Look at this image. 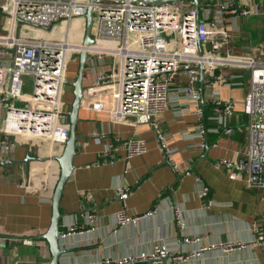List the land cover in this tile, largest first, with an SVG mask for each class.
Instances as JSON below:
<instances>
[{
  "label": "built area",
  "instance_id": "built-area-1",
  "mask_svg": "<svg viewBox=\"0 0 264 264\" xmlns=\"http://www.w3.org/2000/svg\"><path fill=\"white\" fill-rule=\"evenodd\" d=\"M3 1L0 11H6L7 28L0 32L1 153L12 149V137L51 147H62L66 142L70 110L62 100L66 56L68 51L83 48L82 41H68L72 35L70 21L85 20L91 5L96 19L91 27L92 43L86 47L87 63L91 68H106L83 87L79 119L81 112L93 110L105 113L113 124H150L158 146L168 152L166 134L155 116L167 107L170 92L175 90L177 95L170 102L174 112L183 114L193 108L196 129L190 139L198 141L191 146L202 150L207 146V133L233 132L234 109L241 104L247 115V148L237 162L221 159L217 165L229 168L232 177L242 173L249 183L264 188V44L246 53L232 49V39L240 32L235 18L264 16V0H199L198 21L191 0ZM18 20L22 23L16 33ZM60 21L65 23V32L58 39L21 33L23 25L45 31ZM242 86L246 89L241 101L221 96L222 88ZM205 90L209 91L206 96ZM207 99L212 104L209 115L204 113ZM210 121L213 126H208ZM122 144L127 158L146 151L143 139L128 138ZM115 193L124 202L130 187L118 185ZM175 212L178 217L177 208ZM85 216L89 222L94 221L92 213ZM142 216H128L121 208L116 220L124 225ZM81 230L72 226L68 233ZM255 240L264 246L261 234ZM225 245L234 247L233 243ZM168 254V246L159 243L136 256L100 258L86 264H136L138 260L161 264ZM173 259L185 257L176 255ZM9 264L29 263L15 260Z\"/></svg>",
  "mask_w": 264,
  "mask_h": 264
},
{
  "label": "crops",
  "instance_id": "crops-1",
  "mask_svg": "<svg viewBox=\"0 0 264 264\" xmlns=\"http://www.w3.org/2000/svg\"><path fill=\"white\" fill-rule=\"evenodd\" d=\"M262 16L235 18L240 27L232 39L235 52H250L264 44ZM245 29L254 35L250 44L244 42ZM100 67V72L106 68L93 69ZM93 78L84 80V86ZM245 89L222 88L220 93L241 101ZM176 95L171 90L167 107L155 116L166 134L168 152L158 146L150 124H113L105 113H80L78 147L59 199L57 229L63 250L59 264L136 256L159 243L167 245L169 253L161 264H264V246L255 240L260 234L264 237V188L249 183L242 173L232 177L229 168L217 165L221 159L237 162L247 148L242 105L235 106L233 132L207 133V146L200 150L191 146L198 141L190 139L196 129L193 108L176 114L170 103ZM208 100L206 115L212 112ZM2 116L0 111V120ZM128 138L143 139L146 151L127 158L122 142ZM12 139V149L0 152V264L15 260L47 264L50 251L42 235L50 223L62 148L32 144L24 137ZM108 144V153L103 154ZM118 185L130 187L124 202L115 193ZM121 208L128 216H144L118 225L116 214ZM85 213H92L94 221L89 222ZM72 226L82 228L81 232L68 233ZM227 243L234 247L225 248ZM176 255L185 259L174 260Z\"/></svg>",
  "mask_w": 264,
  "mask_h": 264
},
{
  "label": "water",
  "instance_id": "water-1",
  "mask_svg": "<svg viewBox=\"0 0 264 264\" xmlns=\"http://www.w3.org/2000/svg\"><path fill=\"white\" fill-rule=\"evenodd\" d=\"M94 0H90L93 2ZM165 1H176V0H153L154 3H160ZM193 7L196 11V21H198V7L199 0H191ZM1 12V11H0ZM92 6L89 5L87 7V11L85 14V25H84V33L82 37V45L83 48L78 53V67L77 74L75 79L72 81V101L70 105V110L68 114V136L66 142L63 144L60 155L57 157L59 172L56 183L53 188L52 196H51V215H50V223L46 232L42 235V238L46 239L48 242V247L50 251V259L47 264H58V257L60 253H62V249L60 248V239H59V231L57 229V222L60 217L59 213V199L61 194V189L69 176L72 170V160L74 153L78 147V139L79 136L77 134V122L79 121V107H80V99L83 92L84 85L82 84V74L84 71V67L86 66L88 51L86 47L92 43L91 38V27H92ZM22 22L18 20L16 22L15 31L18 32V28ZM202 70V66H200ZM204 79L203 74L200 75V82Z\"/></svg>",
  "mask_w": 264,
  "mask_h": 264
},
{
  "label": "rangeland",
  "instance_id": "rangeland-1",
  "mask_svg": "<svg viewBox=\"0 0 264 264\" xmlns=\"http://www.w3.org/2000/svg\"><path fill=\"white\" fill-rule=\"evenodd\" d=\"M0 3L4 4V1L2 0V1H0ZM2 9H5V7L2 6ZM92 19H93L92 20V24H93V22L96 19L95 12H92ZM261 19L264 20V18H261ZM4 20H6V11L2 10L0 12V32L5 31L7 28V26H6L7 23H6V21L4 22ZM84 25H85V22L82 18H73L70 21V31H71L72 35H71L69 41H71V42H81L82 41V37H83V33H84ZM64 32H65V23L62 21L55 23L50 28V30L39 31L38 29L30 27L28 25H23L22 30H21V33L23 35H26V36L43 35V36H46L48 38H54V39H56V38L58 39V38L62 37ZM245 32L244 33L246 36L248 35V38H245L244 42H246L247 44H250V42H252V36H254V35H252V33H250L246 29H245ZM253 34H255V33H253ZM255 44H253V45H255ZM237 51H240V50H237ZM78 53L79 52L68 51L67 56H66V58H67V67H66L67 81L64 85V88H63L64 90H63V94H62V100L66 104L68 103L69 97L71 94L72 81L75 79L76 74H77ZM89 66H90L89 63L86 62V66H85V69H84L83 74H82V84L84 83L83 82L84 80L88 81V80H90L91 77L92 78H93V76L95 77V75L97 73H99L100 69L102 68V67H100L97 69L96 68L93 69ZM103 67H105V66H103ZM27 90H29V88ZM204 93L208 94L209 91L205 90Z\"/></svg>",
  "mask_w": 264,
  "mask_h": 264
},
{
  "label": "trees",
  "instance_id": "trees-1",
  "mask_svg": "<svg viewBox=\"0 0 264 264\" xmlns=\"http://www.w3.org/2000/svg\"><path fill=\"white\" fill-rule=\"evenodd\" d=\"M77 65H78V62H77ZM72 98H73V95H72V90H71V94H70V97H69V101L68 103L66 104L67 108L70 109V105H71V101H72Z\"/></svg>",
  "mask_w": 264,
  "mask_h": 264
},
{
  "label": "bare ground",
  "instance_id": "bare-ground-1",
  "mask_svg": "<svg viewBox=\"0 0 264 264\" xmlns=\"http://www.w3.org/2000/svg\"><path fill=\"white\" fill-rule=\"evenodd\" d=\"M69 41V40H68ZM70 42V41H69ZM71 44H73L72 42H70Z\"/></svg>",
  "mask_w": 264,
  "mask_h": 264
},
{
  "label": "flooded vegetation",
  "instance_id": "flooded-vegetation-1",
  "mask_svg": "<svg viewBox=\"0 0 264 264\" xmlns=\"http://www.w3.org/2000/svg\"><path fill=\"white\" fill-rule=\"evenodd\" d=\"M91 35V34H90ZM84 69H85V67H84Z\"/></svg>",
  "mask_w": 264,
  "mask_h": 264
}]
</instances>
